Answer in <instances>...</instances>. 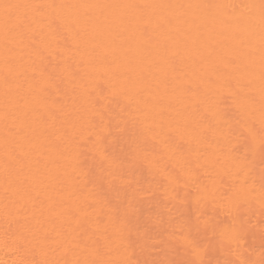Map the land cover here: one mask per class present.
I'll list each match as a JSON object with an SVG mask.
<instances>
[{
	"label": "bare ground",
	"instance_id": "1",
	"mask_svg": "<svg viewBox=\"0 0 264 264\" xmlns=\"http://www.w3.org/2000/svg\"><path fill=\"white\" fill-rule=\"evenodd\" d=\"M8 3L42 5L77 4H138V5H244L259 0H3ZM60 9L45 8L43 16H52ZM230 12L231 10H225ZM246 10H237V15ZM99 36L89 30L79 46L66 33L50 37L47 28L35 23L31 30L37 34L36 47L47 48L43 64L33 53L28 40L17 43L9 54L14 57L13 75L5 83L6 50L0 35V264H19L21 259L40 260L39 246L33 241L32 251L26 253L13 243L21 237L31 238V230L52 232L68 227L69 239L84 233L95 234L94 240L103 244L111 235L109 205L115 206L132 199L136 191L131 227L143 233L158 230L162 225L168 231L179 230L189 209L184 203V190L178 195L167 188L163 174L147 163H131L134 141L146 128L159 133L161 124L173 122L178 112H184L191 101L185 88H195L200 78L215 79L211 66L220 58L244 51L241 41L247 39L231 19L221 24L214 17L215 9L193 8L115 10L101 14L96 10ZM124 15L121 24L116 17ZM161 16L171 23L157 27ZM107 17V18H105ZM151 20L149 34L141 26ZM55 40H59V47ZM40 41H44L40 44ZM50 45V46H49ZM44 72V77L40 73ZM33 75L38 78L33 80ZM51 76V81L48 76ZM126 93V94H125ZM190 111L192 109H189ZM5 113L8 119L5 120ZM258 115V113H257ZM236 112L230 110V117ZM102 137L99 148L111 159L125 161L122 169L133 188L125 181L107 177L98 188L90 182L101 175L97 147L93 142ZM151 133L148 139L151 138ZM77 137L76 148L70 137ZM89 137L92 139L90 140ZM20 145L26 155L13 169L5 168V150ZM195 147V145H192ZM185 150L189 148L184 144ZM19 151V149H17ZM78 151L80 167L73 172L69 166L72 154ZM241 153L243 148H241ZM195 155L193 154V159ZM250 183L258 190L264 158L259 152L249 157ZM107 165H105L106 167ZM179 171L176 160L165 159L162 167ZM106 176L107 174L104 173ZM28 178V184L19 181ZM234 179V178H232ZM232 179L224 177L219 185L226 191ZM138 182V183H137ZM18 187L28 188L34 197L25 207L14 205ZM93 193V195H90ZM174 197V198H173ZM191 199L194 201L195 192ZM87 204L94 205L87 207ZM101 202H106L102 204ZM200 210L207 216L225 219V212L211 203L202 202ZM192 219L198 215L193 203ZM239 222L251 227L243 241L246 256L261 259L264 238L259 231L264 225V212L258 201L242 203L234 210ZM70 226V227H69ZM108 232L105 233V229ZM65 249L49 254V259L73 258L64 255ZM134 259L140 264L163 259H183L182 252H169L163 246L141 251L135 249ZM115 253H112L114 256ZM105 258H110L105 256ZM212 264L223 261L225 253L211 250Z\"/></svg>",
	"mask_w": 264,
	"mask_h": 264
},
{
	"label": "snow or ice",
	"instance_id": "2",
	"mask_svg": "<svg viewBox=\"0 0 264 264\" xmlns=\"http://www.w3.org/2000/svg\"><path fill=\"white\" fill-rule=\"evenodd\" d=\"M172 7L215 9L214 18L219 23L224 24L231 19L247 36L246 40L241 41L244 51L220 58L211 66L215 79L205 80L201 77L200 84L195 88L184 89L185 94L191 93L192 101L184 112H178L173 122L161 124L159 133L149 127L134 141L135 147L130 153L133 165L147 163L149 167L160 171L168 190L172 193L178 195L180 190H184V203L189 209L184 223L178 231H168L162 225L158 230L149 228L143 233L133 230L130 225L134 215L132 202L135 200L134 193L151 192V189L133 188L132 181L127 180L122 173L125 161L111 160L102 148L98 147L102 139L98 134V138L92 142L93 146L97 147L96 156L102 171L100 176L90 181L93 189L98 188L107 177L118 178L125 181L128 188H133L132 199H128L126 193L125 201L115 206L109 205L107 214L111 217L109 223L114 226V231L106 236L101 244L93 239L94 233H84L75 239H69L71 234L68 227L63 225L60 230L54 229L52 232L30 229V239L21 237L13 243L18 249L23 248L28 253L32 251L31 245L35 241L42 258L21 259L19 264H140L129 252L134 254L136 248L144 251L158 246H163L169 252H182L184 258L163 259L153 261L152 264H212L207 257L213 249L226 255L223 261L218 260L216 264H264V253L257 261L242 251L244 238L254 226L239 222L234 215V210L242 203L252 200L258 201L264 212V168H261V183L257 190L254 182L250 183L249 164V157L256 152L264 158V0L244 5L179 6L87 3L42 5L8 3L0 0V35L3 36L6 50L5 83L7 84L13 75L11 65L14 63V57L9 54L17 43L28 40L41 64L47 58L44 56L47 48L36 47L37 34L31 30L32 24L44 25L49 36L53 38L66 33L65 39L71 37L73 44L78 47L89 35L90 29L95 36L100 35L96 10H100L101 14L105 11L111 14L115 10H164ZM45 8L61 11L50 17L40 18ZM241 8L246 11L237 15V10ZM116 19L123 24L126 17L120 15ZM169 23H171L169 17L161 16L156 26L164 27ZM151 29L152 22L148 20L140 30L147 35ZM39 43L43 44L44 41ZM55 44L59 47V40H55ZM44 75V72H41L39 78H43ZM37 78L36 75L32 77L33 80ZM51 79L49 75L48 80ZM232 109L236 112L234 119L230 117ZM7 119L8 113H5V120ZM150 133L152 135L148 139ZM70 140L76 145L77 137L72 136ZM185 143L189 145L187 150L184 148ZM78 147L79 145H76V148ZM22 155H26L22 146L17 145L11 149L6 147V170L19 166ZM80 155L78 151L72 154L69 166L73 172L80 167ZM172 158L176 160L179 171L174 169L169 172L166 166L162 167L165 159ZM225 176L234 179L229 183L227 190L222 192L219 185L224 182ZM19 184H28V178L20 180ZM193 191L194 201L191 199ZM15 195L17 199L13 200V204H19L21 208L34 199L32 192L25 187H18ZM202 202L214 204L222 209L225 212V219L207 216L200 210ZM85 203L87 207L94 206L87 204V201ZM193 203L199 213L195 215L194 220L191 213ZM104 231L107 233L108 229ZM259 231L264 238V225ZM62 249H65V256L71 252L73 258L71 260L48 258L49 254H55ZM112 253L115 255L112 256ZM106 255L110 258H105ZM144 264L149 262L145 261Z\"/></svg>",
	"mask_w": 264,
	"mask_h": 264
}]
</instances>
